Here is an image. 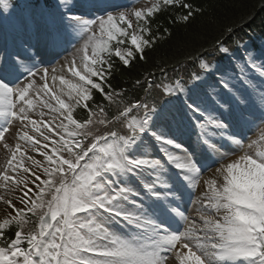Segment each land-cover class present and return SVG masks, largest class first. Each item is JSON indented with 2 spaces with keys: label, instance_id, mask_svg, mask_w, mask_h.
I'll return each instance as SVG.
<instances>
[{
  "label": "rangeland",
  "instance_id": "obj_1",
  "mask_svg": "<svg viewBox=\"0 0 264 264\" xmlns=\"http://www.w3.org/2000/svg\"><path fill=\"white\" fill-rule=\"evenodd\" d=\"M158 2L159 0H0V18L4 19L2 21H5L9 27L11 39L13 34L18 36L17 30L23 27L25 22L29 21L36 24L25 19V15H30V18L35 20L38 17L34 15L45 13L50 25H53L52 22L56 18L60 21L68 20L70 24L71 15H64L66 13H73L77 10L83 14L90 8L101 11L110 7L111 11L106 12V16H98L88 22L83 21V28L93 27V31L102 33L111 27L116 29L117 23L115 20L113 23L112 18L117 17L126 21L131 27L133 35L125 43V47L116 51L118 54L126 56L131 52V44L138 42L140 31L137 28V20L154 10ZM23 19L24 21L21 22ZM13 25L18 26L14 28ZM60 25L63 26V24ZM77 25L82 26L80 23ZM57 27L60 26L57 25ZM2 28L4 27L0 24V31ZM71 29L73 30V28ZM81 35L76 31V42L66 49L69 52H63L65 50L63 49L59 52L60 54L58 53L59 56H55L51 60L48 57L41 59L40 62L47 61L42 63L40 71L37 70L41 66L35 62L28 63L29 60L25 57V55L27 56V49H25L26 51L19 50L24 55L21 54L22 56L19 57V59L22 57L24 60L22 69L19 67L18 70V82H22L20 85L18 84L20 91H17L14 86L8 85L12 94L10 114L8 113L3 117L0 112V175L9 163L16 146L14 142L16 139L13 134L16 126L19 129L24 128L30 133L27 132L30 136L34 137L33 146L35 144V147L30 149L29 146H21L18 163L16 162L13 167L7 170L9 178L5 173L4 181L0 183L2 185L0 186V228L10 225L19 217H23L24 212L33 210L36 205L40 209L50 207L55 227L60 225L54 258L58 261L56 264H117L120 259L122 262L124 260L123 264H125V260L126 264H131L133 259L128 257L130 254L118 253L115 242L104 236L103 225L106 224L107 227L112 228L121 239L130 240L132 238L130 241L134 246L137 245L135 247H143V244L144 246L146 244L147 248V246L153 245V241L151 239L139 240L137 236H142L139 233H134L137 235L134 236L129 235L124 230H118L117 226L120 223H118L116 216L110 217L103 212L104 221H99L98 204L116 207L115 209L105 208L106 211L118 210V214L136 217L138 222L134 223L141 226L139 230L145 235L157 237L159 241H162V232L152 234L144 230L146 227L144 224L142 226L139 223L146 221L140 220L143 218L142 211L150 210L149 213L152 214L156 206L151 200L144 199L141 193L136 196L139 202L135 199H127L132 196V191L135 192L130 184L131 170H128L127 167H130L128 162L132 161L135 164V168H133L136 172L135 175L142 173L139 175L141 181L145 182L146 186L150 187L151 191L156 192L157 195L162 189L164 193L168 192L167 187L160 184L164 182L159 179L162 177V169H164L161 163L163 159L165 162L167 157L163 152H158L162 156L157 155L158 159H154V154L159 148L156 147L157 145L154 146V143L163 144L166 148L180 153L173 144V141L177 140L175 129L179 126L185 133L187 131L186 134L192 137V140L198 137L203 139L207 163H210L207 167H195L196 186L193 187L194 192L191 193L192 196L190 197L189 218L182 220V225L179 226L180 229L185 228L184 236L187 240L188 249L198 251V257H205V262H208L218 249L220 251L218 255H222L226 259V264H233L232 262L256 264L255 261L258 258L251 261L241 255V250L247 248L253 251L255 247L243 239V226L250 224L256 230L264 229V215L261 216L256 212L241 209L239 220L229 217L231 211L233 212L232 202L238 195L243 200L258 197V200L262 202L263 210L261 211L264 214V184L258 187L250 185L249 182L248 184L241 181L237 178L236 170L229 165L239 163L236 158L243 152L264 167V41L260 43L263 46L262 50L256 48V44L254 46L250 41L242 43L239 45L240 51H234L231 57L224 61L221 52L226 51V45H221L219 51L211 57L202 58L199 62L201 74L197 78L198 81H195L189 89L178 85L174 91L175 99L172 104H168V102L163 104L162 110L156 112L145 122L141 121L138 124L136 119V121L128 120V122L131 121L129 124L133 125L135 129L137 127L143 131L132 144L123 136L114 138L113 142H109L103 137L97 139L95 136L85 141L79 138L81 126L68 124L70 114L91 96L93 88L101 89L99 81L102 80V76L96 73L90 63L85 61L89 71L83 76L77 77L79 88L84 91L83 93L69 94L57 91L49 85L48 78L51 77V74L55 77L53 82H58L62 78L63 71L61 68L73 57L79 61L85 58L91 62L96 61L98 48L94 46V42L86 41V33L83 35L85 40L83 38L79 40ZM4 40H1V43L4 44ZM14 42L16 41L14 40ZM14 48L18 47L15 45ZM211 71L212 74L209 73ZM238 74L240 75L238 76ZM28 75L33 76V78L27 80L28 77L26 76ZM221 83L225 85L221 86ZM18 97L23 98L24 102L20 101L21 99L19 100ZM20 103L22 106H18ZM27 103H31L28 108H26ZM192 106L196 109V113L192 111ZM15 107L19 116L15 122H12ZM186 111L193 113L197 121L202 122L199 125L202 134L200 132L198 134L195 127L192 126L191 121L186 116ZM231 120H235L237 123L233 124ZM248 120L250 121L248 122ZM152 122L154 129L160 130L164 138L170 139V142L152 136ZM195 123L198 126L196 121ZM166 125L168 129L165 130ZM225 126H232L233 130L234 127H237V132L242 133L240 137H236L239 139L238 143L242 146V150L239 147L236 149V145H232L228 139V142L226 141L229 135ZM259 129L263 130L259 131ZM252 136L255 139L250 142ZM78 143L80 144L76 145ZM80 146L86 150L94 151V154L83 153L80 155ZM138 146L144 153L137 149ZM230 147L231 149H229ZM217 149L222 151V154H217L215 151ZM229 150L234 151L229 152ZM189 155L192 158L199 157V151L193 150L189 152ZM180 168L183 172V167ZM180 181L183 184V181ZM117 184L126 186L120 203H117L119 194L113 192L112 189L118 187L120 191H123V188H119L120 185L117 186ZM63 185H65L64 188ZM41 187L43 191L38 194ZM231 194H233L234 199ZM177 196L179 197L180 193L174 197L173 202L179 201ZM139 209L141 212L126 214V212H135ZM180 214L182 215L181 212ZM234 215L237 214L234 212ZM225 216L229 222L222 221L221 218ZM55 227L48 232L49 235L55 231ZM158 229L161 228L158 227ZM30 235L32 240L35 233ZM99 235L102 236L100 240L98 239ZM159 241L154 246L155 248L157 246L160 248L162 245ZM46 243L47 241L44 242V245ZM53 245L54 243L50 244L52 248L47 250L46 259L41 264H52L53 259L52 257L49 258L48 255L55 253ZM171 246L173 247V245ZM90 249L94 252L113 256V258L108 256L105 259H96L88 255ZM114 256L116 260H114ZM102 257H106V255ZM109 258L110 260H107ZM9 259L10 257L3 261L9 262ZM159 260L163 264L161 253ZM198 264L202 263L199 262Z\"/></svg>",
  "mask_w": 264,
  "mask_h": 264
},
{
  "label": "trees",
  "instance_id": "obj_2",
  "mask_svg": "<svg viewBox=\"0 0 264 264\" xmlns=\"http://www.w3.org/2000/svg\"><path fill=\"white\" fill-rule=\"evenodd\" d=\"M138 29L130 54H118L116 41L104 53L106 60L95 63L103 75L101 89H93L73 112L77 123L103 133L120 130L117 120L127 110L133 117L151 109L168 79L189 78L221 45L232 49L263 40L264 0H164L139 19Z\"/></svg>",
  "mask_w": 264,
  "mask_h": 264
},
{
  "label": "bare ground",
  "instance_id": "obj_3",
  "mask_svg": "<svg viewBox=\"0 0 264 264\" xmlns=\"http://www.w3.org/2000/svg\"><path fill=\"white\" fill-rule=\"evenodd\" d=\"M2 20H4V19L0 18V24H1V26L4 27L0 31V34H1V38H0V67H1L0 68V77L3 78V80L0 78V80L2 81V82L0 81V112L2 113V116L5 117L8 113L10 114V106H11V101H12L11 100L12 94H11L10 88L6 84L7 80H5V78L3 76L5 74H2L1 72L3 71V67H5L6 64L8 63L9 68L11 70L10 71V75H8L9 78H10L9 81H14L15 82L17 80V76H19L18 75L19 67L21 68V66L23 65V61L24 60L22 59V57L19 59V57L23 55V53L21 51H19L21 49L12 48V46L10 44V35H9L10 29L5 24V21H2ZM27 23L28 24H26V22H25V24L27 26L24 24L23 27H21V28H19V30H17L18 37H16V36L15 37H16V40H17V44L18 43L20 44L19 47L27 49V51H26L27 56L25 55V57L28 58V60H29L28 63L29 62L39 63L40 60L41 59H45V57L46 58L48 57V59H52L53 57L57 56L56 54H58L60 51H62L63 49H65L67 47V42L68 41L66 40V37L62 33L61 30L59 32V35H57L55 37V35L52 32H51V34L47 33L49 28L43 21H40L41 24L38 23V27L40 29V32H36V27L37 26H35L34 23H31L29 21ZM28 26L30 28L32 27L31 29L29 28L30 32H28V30H27ZM59 28H61V27H59ZM16 29H18V28H16ZM44 34L46 35V38L43 40L42 35H44ZM49 35H50V38H47V36H49ZM1 40H4L5 43L4 44L1 43ZM12 43H14V41ZM119 59H121V58H119ZM126 60H129V59H126ZM58 64H61V63H58ZM87 65L88 64L85 61H83V60L79 61V60H76L74 58L70 59L69 62L67 64H64L63 67L61 68L62 71H63L62 75H61L62 78L58 82L54 83L53 80H54L55 77L52 76V74H51V77L48 78V82H50L49 85H51V87H53L57 91L67 92L69 94H74V93L80 94V93H83L84 91L79 88L80 85L77 82V77L83 76L84 73L89 71V69L87 68ZM57 68H58V66H57ZM97 74H99V73H97ZM38 98H40V97H38ZM18 99L20 100L21 98L18 97ZM20 101H22V100H20ZM191 109L196 111V109L193 106L191 107ZM188 119H189V121H192L194 125H196V123L194 121V118L191 117V114H189V113H188ZM249 121L250 120H248V122ZM31 122H33V121H31ZM153 122H152V126H151V128H152L151 133L153 134L152 136H154L155 138L156 137L157 138H161L164 141L170 142V139H165L164 138V135L161 133L160 130H158V129L155 130L154 129ZM231 123L236 124L237 122L235 120H231ZM165 127H166L165 130L168 129L167 125ZM225 127L227 129V130L226 129L225 130H226L227 134L229 135V137L226 138V141L228 139V141H230V143H232V145H234V144L236 145V149H237V147H239V149L242 150L241 149L242 146H240L239 143H238L239 139L236 138L237 136L240 137L242 135V133L241 132L240 133L237 132L238 131L237 127H234V130H233L232 126H228V127L225 126ZM250 127H252V126H250ZM239 131H240V129H239ZM186 133H187V131H186ZM186 133L179 126L176 127V129H175V134H176L177 140L175 139V141H173L174 142L173 144L175 145L174 147L178 150V152L180 151V153H182V154L177 153L175 151H172L169 148H166V146H164L163 144H159L158 145V144L154 143L155 144L154 146L157 145L156 147H159V148H157L158 152H163V154L166 155V157H167L166 159L167 160H165V162L168 161V162H170V164L175 165L176 167H178V168H176L177 170H181L180 167H183V170H184L183 171V173H184L183 179H181V176L179 175L178 181L181 183L180 180H182L183 184L186 187V192H188V193L190 192L191 193V192H194V188L196 186V184H195L196 183V179H195L196 168L195 167H197V165L200 166V167H202V166L207 167L210 163L209 162L207 163L208 160L206 159V156H205L206 155V150L204 148V144L202 143L203 139L198 137V138L192 140L191 139L192 137H190ZM93 140H94V138H93ZM208 140H210V138H208ZM226 143H224V144L226 145ZM79 144L80 143H78L76 145H79ZM197 145H199V146H197ZM196 148H198V149H196ZM137 149H140V151L142 153H144V151L141 150V148L139 146L137 147ZM171 149H174V148H171ZM229 149H231V147ZM193 150L199 151V157H197L199 162H197V160L195 158H192V156L189 155V152H192ZM234 150H229V152H233ZM215 151H217V154H222L221 153L222 151H219L218 149L215 150ZM227 152H228V150H227ZM238 157L236 158V160L239 161V163H236V164L231 163L229 165V167H232V169L236 170L235 173H237V178L240 179L241 181H244V182H247V183L249 182L250 185H256L258 187H261L264 184V167L261 166V164H259L254 159L249 158L243 152L240 153V156H238ZM175 175H177V174H175ZM7 178H9V176H7ZM151 179H152V177H151ZM161 184H164L167 187L166 182L161 183ZM141 185H143L144 188L152 195L153 202L152 201L151 202L156 206V204H155V196H154V195L157 196L156 192L151 191L152 189L150 187H147L145 182H143V181H141ZM167 191H168L167 192L168 196H164V198L169 201V203H167V204L170 205L171 209L167 210V214H168V216H170V219H168V220L165 219L164 216L162 215V212L160 210H158V214L159 215L157 214V212L155 210H154V212L152 214L149 213L150 210L142 211L143 218L140 219V220L141 221L142 220H146V221L139 222V223H141L142 226L144 224L146 226V227H144L145 228L144 230H147V231L151 232L152 234L153 233L162 232V229H163L162 227H164L163 225H164L165 222H172V220L180 221V219H181L182 215L180 214V211H179L181 203L180 202L178 203V201L173 202L174 197L176 195H178V192H177V190L174 188V186L172 184H169V187H167ZM187 197H188V194H187ZM166 200H163V201H166ZM175 205H178V206H175ZM132 209H126V210L131 211ZM117 211L116 210H109V211L105 210L107 216L120 217V218H122L123 223L129 221V223L135 225L137 229H141L140 228L141 226L139 224H135L134 223V222H138L136 217H133V216L132 217H128V215H123V214L121 215V214H118ZM123 211H125V210H123ZM137 212H141L140 209L135 211V212H126V214L127 213L135 214ZM158 225H160V226H158ZM158 227H160L161 229H158ZM102 231L104 233V236L106 238H108V240H111V241L115 242V244H116V246L118 248V253L119 252H123L124 254H128V255L130 254L128 257L133 259L131 264H161V262L159 260L160 253H161L160 252V248H158L157 250H155L153 252L152 251L149 252L151 249H154L155 247L151 248L152 246H150V247L147 246V248H146V244H145V246L143 244V247L145 249L143 247H135L137 245L134 246L133 244H131L130 240L132 238L130 240H126L127 238L126 239H121L116 234V232L112 228L107 227L106 224L103 225ZM131 231L134 232L133 229H131ZM72 240H74V239H72ZM133 240H134V238H133ZM162 241H163V243H161L162 244L161 246H163V244H164V246L168 245V247L170 245L175 246V244L177 242V238H176V236L174 234H169L167 236L163 235ZM138 242H140V241H138ZM140 243H142V242H140ZM146 243H148V242H146ZM66 244H68V243H66ZM134 244H136V243H134ZM110 257L113 258V256H110ZM107 260H110V258L107 259ZM114 260H116L115 256H114ZM119 262L120 263L122 262L121 259H120ZM122 263H124V260H123ZM125 264H126V260H125Z\"/></svg>",
  "mask_w": 264,
  "mask_h": 264
}]
</instances>
